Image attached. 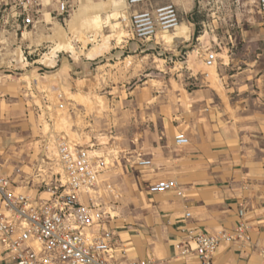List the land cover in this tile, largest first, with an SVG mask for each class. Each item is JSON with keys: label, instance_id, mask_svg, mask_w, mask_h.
Wrapping results in <instances>:
<instances>
[{"label": "rangeland", "instance_id": "rangeland-1", "mask_svg": "<svg viewBox=\"0 0 264 264\" xmlns=\"http://www.w3.org/2000/svg\"><path fill=\"white\" fill-rule=\"evenodd\" d=\"M168 3L177 7L181 24L190 30L189 39L175 45L164 43L162 36L167 33L150 42L133 39L129 14L134 8L129 7L128 0H71L62 15L48 2L34 27L19 23L18 28L11 30L0 28V69L13 76L32 70L39 94L48 95L45 100L37 98L36 130L32 133L18 131L12 122L14 117L9 122L0 116L2 175L24 181L21 185L40 179L35 178L40 174L37 169L47 166V157L54 161L57 141H70L105 159L102 201L116 213L114 223L119 230L157 224L158 215L152 205L160 201L148 193V185L159 179L134 164L141 150L139 140L134 138H139L137 133L145 125L162 118L173 125H182L179 113L188 114L192 90L208 84L213 91L223 92L225 83L221 79L238 69V62L235 67H227L229 56L253 63L260 52L258 48L264 44V12L258 10L257 0H148L138 8ZM119 10L125 19H119V28L111 41L113 49L108 55L118 59L117 64L96 72L92 70L99 62L89 65L88 81L51 92V83L59 81L46 78L49 71L46 67L51 66L41 64L44 55L55 49L57 43L69 42L74 52L62 51L57 56L65 57L70 65L85 63L87 50L111 34L98 21ZM119 31L124 34L117 42ZM210 52L217 55L213 67L204 64ZM263 63L264 58H260L259 66ZM82 75L76 74L75 79H84ZM79 86H88L90 90L84 92ZM22 139L29 141L32 145L29 150L36 153L32 163L23 152L24 159L15 157L23 148ZM107 185L115 193H109Z\"/></svg>", "mask_w": 264, "mask_h": 264}, {"label": "crops", "instance_id": "crops-1", "mask_svg": "<svg viewBox=\"0 0 264 264\" xmlns=\"http://www.w3.org/2000/svg\"><path fill=\"white\" fill-rule=\"evenodd\" d=\"M150 7L154 5L138 9ZM18 26L13 15L0 23L3 31ZM260 47L250 64L245 59L229 56L227 67H235L238 62V69L221 79L225 83L223 92L213 91L208 84L192 90L188 114L179 113L182 125H173L162 118L155 124L145 125L137 133L139 138L134 141L139 140L140 153L152 162L146 171L159 180H175L182 197L173 192L154 194V200L160 201L152 205L158 215L157 224L141 225L139 229L125 232L119 230L125 261L151 258L157 264H191L192 260L181 262L174 256V244L183 222L187 227L211 235L220 232L235 235L237 212L244 208L249 227L247 238L222 243L213 257V264H264L261 255L264 253V63L259 66L260 58H264V44ZM112 49L113 46L93 60L85 56V63L81 65H70L65 62V57L57 56L62 52L58 53L54 64L46 67L49 68L46 78L59 81L58 84L51 83V92L74 88L77 83L88 81L89 65L99 62L92 70L94 72L107 65H116L118 59L108 57ZM76 74H83L84 79H75ZM32 75L30 69L18 76L8 75L0 69V116L9 122L14 117L12 122L18 131L31 133L36 130L37 98L45 100L48 96L39 94ZM79 89L85 92L90 87L79 86ZM174 115L177 116L176 112ZM178 134L188 139L186 146L174 144ZM22 142L23 148L15 157L24 159L23 152L32 163L36 153L29 150L32 146L29 141L22 139ZM23 182L18 181L20 189L39 198L36 180L21 185ZM186 212L190 213L188 220L183 219ZM0 264L14 262L0 256Z\"/></svg>", "mask_w": 264, "mask_h": 264}, {"label": "built area", "instance_id": "built-area-1", "mask_svg": "<svg viewBox=\"0 0 264 264\" xmlns=\"http://www.w3.org/2000/svg\"><path fill=\"white\" fill-rule=\"evenodd\" d=\"M70 1L0 0V23L13 15L17 24L34 27L48 2L62 15L66 14ZM147 2L128 0L129 7L134 8L129 14L131 35L138 42H150L158 35L173 32L181 24L174 4L138 9ZM257 8L264 12V0H257ZM216 63L215 53L205 56V66L212 67ZM188 143L183 134L174 138L177 146ZM93 153L70 141H57L54 161L47 157V166L37 169L40 173L35 177L40 178L36 179L37 199L21 190L18 181L0 172V256L12 259L14 264H157L151 258L124 260L119 227L114 223L117 215L102 201L101 176L107 164L103 157ZM134 164L147 170L152 162L138 153ZM105 189L115 193L111 185ZM167 192L182 197L173 179H161L148 185L151 195ZM246 211L242 208L237 212L235 235L226 232L211 235L187 227L183 222L174 244V256L181 262L192 260L191 264H213V257L222 243L247 238ZM189 218L190 213L186 212L183 219ZM261 255L264 259V253Z\"/></svg>", "mask_w": 264, "mask_h": 264}, {"label": "bare ground", "instance_id": "bare-ground-1", "mask_svg": "<svg viewBox=\"0 0 264 264\" xmlns=\"http://www.w3.org/2000/svg\"><path fill=\"white\" fill-rule=\"evenodd\" d=\"M120 18L125 19L124 13L121 10H119L117 12L110 13L104 19H101L100 21H98L100 26L102 25L104 27H107L111 34L104 36L103 39L100 40V42L97 44V46H94L93 48L88 49L87 54H86L87 59L93 60L95 58H98V57L102 56L103 54L107 53L111 49V46H112L111 41L113 40V36H114L113 33L117 32L116 30L119 28V24H120L119 19ZM97 20L98 19L96 18V20L94 22L97 23ZM173 32L174 33H172V34L167 33L164 36H162V40H164V43L166 45H175L178 41L183 40V39H187L189 37V34H190L189 28L184 24L179 25ZM116 34L118 35V37H116V41L119 42V39L123 38L124 33L119 31V34L118 33H116ZM54 48L55 49H53L49 54L44 55V57L41 60L42 65L52 66L53 65V59L55 58V56L58 53H60L62 51L63 52L65 51L67 53H73L74 52V48L69 42L57 43V45ZM212 72H213V70H212ZM90 104H92V103H90ZM94 109L96 111H99V109H97V108H94Z\"/></svg>", "mask_w": 264, "mask_h": 264}]
</instances>
